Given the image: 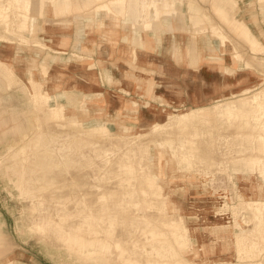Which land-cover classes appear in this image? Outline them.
<instances>
[{
    "label": "rangeland",
    "instance_id": "obj_1",
    "mask_svg": "<svg viewBox=\"0 0 264 264\" xmlns=\"http://www.w3.org/2000/svg\"><path fill=\"white\" fill-rule=\"evenodd\" d=\"M112 1L94 0L66 15L33 11L29 16L40 24L68 20L47 33L29 30L20 37L6 24L14 34L6 32L13 38L4 41L11 47L2 55L10 64L0 61V160L37 132L18 151L19 170L0 161V264H264V229H259L264 217L258 219L264 190L251 182L264 178V105L249 98L251 120L257 114L258 124L232 115L247 111L244 98L264 87L263 0H180L186 11L196 4L209 19H202V29L177 31L202 36L215 54L205 60L203 52L183 49L186 57L176 58L163 46L169 18L164 34H156L161 46L142 45L152 63L118 49L128 43L126 14ZM9 2L14 0H0V8ZM214 2L229 10L232 23L221 19ZM94 9L95 18L106 9L120 18L114 45L93 27ZM237 20L250 26L263 49L252 47ZM80 21L86 24L85 39L76 35ZM20 51L25 59L19 63ZM60 55L64 61L55 59ZM248 60L257 62V75L245 70ZM43 63L51 64L48 72H61L49 79L59 83L54 94L77 97L56 104L60 117L53 116L49 95L38 101L29 90L28 68L47 84ZM141 69L149 71L151 86L146 81L137 86L135 75L127 73ZM229 69L233 73L225 74ZM118 100V111L111 110ZM67 111L81 123H69ZM89 121L96 122L94 130L83 125ZM46 134L61 135L59 144L73 146L60 164L46 156ZM20 176L31 178L33 193L21 191ZM64 229L82 233L84 252L66 242ZM237 234L245 243L239 244ZM163 245L168 251H159Z\"/></svg>",
    "mask_w": 264,
    "mask_h": 264
},
{
    "label": "bare ground",
    "instance_id": "obj_2",
    "mask_svg": "<svg viewBox=\"0 0 264 264\" xmlns=\"http://www.w3.org/2000/svg\"><path fill=\"white\" fill-rule=\"evenodd\" d=\"M92 1H94V0H14L13 3L9 2L8 6H3L2 8H0V61L5 62L7 64H10V61L7 60L6 57L2 56L3 54L7 53V51L11 47V45L4 43V41H9V39L11 40V38H13V36L10 37V35L8 36L6 34V32L8 30V29H6L7 23H9L8 25L11 26L10 28L13 30V32H15V31L19 32V33L17 32V34H19L20 37H21V34H24L23 32L29 31V30L34 31V30H38V29H45L46 33H47L48 31L50 32V31L54 30L55 27L67 26L68 20L64 19V20L58 21L57 22L58 26H51L48 23V21L47 22L45 21L44 23L40 24L37 20H33L34 17L29 16L31 14H34L33 11L36 12L34 14L36 16L37 15L44 16V15H47V13H51V12L56 14V15H59V14L66 15V14H69L71 12H74V10H77V9L79 10L82 7L90 6ZM181 2H180V0H114V1H112L111 4L116 11H118L119 13H122V14H126V18H124L123 24H124V30H125L124 31L125 39L128 43H125V45H123V46H119L118 49L122 53L124 52L123 54L128 56V57H131V58L136 57L140 62L152 63L153 58L151 57V55H148L147 51L144 50L142 47L145 44H147V45L153 44V42L158 44V46H161L162 42L160 39H158L159 35H156V34H160V33L164 34L163 32H164L165 26H163V23L165 25L167 24L166 19L173 18V17H176L177 15L184 13V10H186V8H185V5L182 4ZM262 9L264 12V0L262 3ZM8 10L11 11L10 15L8 14ZM87 12H85V13H87ZM92 12H93V19H92L93 27H96V28L103 31V35L101 36V40L102 41L103 40L108 41V42H110V44L114 45V39H115L114 37L119 33L117 31V29H118V24L120 22V18L111 14L109 12V10H107V9L105 10V12H100V11L97 12L96 18L94 17L96 10L94 9ZM7 14H8V16H11L10 18H8L9 20L6 18ZM88 16H91V15H88ZM7 20H8V22H7ZM30 21H32L31 25H30ZM78 23L79 24L77 25V28H76V33H77L76 35L78 38L85 39L86 38V31H87L86 24L83 21L82 22L80 21ZM245 26H246L245 24L241 23L238 27L245 32V35H246L245 37L247 38V40H249L248 37L250 35V30H246ZM126 27L128 29H126ZM217 29L220 30L219 26H217ZM12 30H11V32H12ZM10 34H14V33H10ZM22 36H23L22 37L23 39H27V38H24L25 37L24 35H22ZM15 39H16V37H15ZM163 40H164L163 41L164 48L166 50H168L169 52H171L176 58L178 57V58L184 59L186 57L185 54H183L184 53L183 49H185L188 54H191V53L199 54L202 52V50L197 46V43L195 41H193L192 44H189L181 38V35H178V34L172 36V39H166V37H164ZM59 41L63 42V40H59ZM253 47L256 48L257 46L255 44H253ZM22 53L23 52L20 51L17 55V62H19V63L23 59H25L22 56ZM241 54H242V52H241ZM237 57H238V55H237ZM50 58H52V57H50ZM65 58H66L65 56L60 55V56H57V58H55V59L60 60V61H64ZM159 61H158V63H159ZM162 61H163L162 62L163 64H169V61H167V59H162ZM247 64L248 65H247V68L245 70L248 71L249 73H254L257 75L258 71L256 72L254 67H253V65L257 64V62L248 60ZM49 65L51 66V64H44V66H43V69L45 71V76H47V78H48L47 84H45V85H41L40 82L36 81V79H34L32 77V76H34V74L31 71V69L30 68L27 69L28 72L30 73V86H31V88H29V90H31L30 93L32 95H34L38 101H43V98H46L47 95H49V97L52 100L53 106H54L52 109V114L54 117H60V116H62L61 110L56 107V104L57 103L65 104V102H70V99H77V97H74V98L68 97L69 95L67 92L63 93L60 96L54 94V92L58 90L57 88L59 86V83L57 81H49V79L60 77L61 72H55V73L48 72L47 68ZM208 68H209L208 70L213 72L212 66H210ZM141 70H140L141 72L139 74H136L135 72L127 71L128 74L135 75L137 86L142 84V81L147 82V80H148V77L145 74H147L149 71L144 70V69H141ZM224 73L225 74H232L233 72L231 71V69H229V70H226ZM106 74H107L108 78L115 77L114 74H111V73H106ZM117 77L118 76H116V78ZM27 79L29 80V78H27ZM48 82H50L51 84L49 85ZM152 82L153 81H149L147 83H148V85L151 86ZM67 84L69 86L68 82H67ZM65 86H66V84H65ZM250 97H252L253 103L255 102L259 106L262 107L264 105V87L257 90L251 96L244 98L246 106H247V109H246L247 111L241 112V113L233 112L232 115L234 117L242 116V118L245 119L247 123L253 122L254 124H258L259 118H258L257 114L255 115V118L253 120H251V117H252L251 112H253V110H254V104H252V102L249 100ZM91 100H93V99H91ZM117 104H119V100L116 104L110 103L111 110L118 111V108L116 106ZM89 105L91 106V109H94L95 106L97 105V103L95 101H93L92 104H89ZM224 106H225V104H224ZM249 107H251V108H249ZM64 115H66L68 118H70L69 123H71V124L73 123V124L79 125L81 123V122H79L81 120H71L72 112H70V111H67ZM151 115H152V113H151ZM252 115H254V113H252ZM40 125L41 124L39 122L38 126H40ZM83 125L87 129H90V130H94L97 127V124L95 121H89V122L83 123ZM121 126H122L121 129L122 128L126 129V127H127V125H125V124H123ZM36 132H37V130H35L34 135L36 134ZM41 132L43 133L42 128H41ZM33 136H32V138H33ZM60 137H61V135L55 136V135L46 134V139H45L46 142H48V144L46 146H47V150L49 148V153H50L49 155H46V156H48L49 158L57 157L59 164L61 163V161H63V159L66 155L68 156L71 153L72 148H73V146L70 144H62V145L59 144ZM32 138L29 137L28 139H25V141H23L21 144L16 145V146H12L11 148H9L10 150L7 152L8 154L6 153V155L3 156V159L6 160V163L8 164V166L10 165V167L12 169L16 168L17 165L19 164V161L17 160L19 158L18 157V151L21 149L23 152L24 147L29 146V143L32 140ZM260 140L263 143L262 146L264 147V134L260 135ZM66 141H70V139L67 138ZM46 146H45V148H46ZM247 149H248L247 146H244L243 150L247 151ZM3 159L1 158L0 161H2ZM260 161L261 160H259L257 162H260ZM262 161H263V159H262ZM58 163L55 162L54 164H58ZM18 168H19V165H18ZM17 170H19V169H17ZM261 171H263V169H261ZM19 173H20V171H19ZM251 177H252V175H249L246 178L251 180L250 179ZM18 179L19 180L17 181V183H18L19 187L21 188V191H23V193H26V194L33 193L32 184L30 183L31 178H26V177L23 178L22 176H20V178H18ZM251 182L253 183L254 186L257 187V188L255 187L257 191L264 190L263 175L262 176H260V175L256 176V179L252 180ZM259 210H260V212L258 215V219L260 220L262 217H264V212L262 211L261 208H259ZM51 220H53V219H51ZM259 222H262V221H259ZM38 226H39V228L43 227L40 224ZM259 229H264L263 223H261L259 225ZM64 231H66V233H65L66 234V236H65L66 242H68L71 247L77 246V248L74 247V249L76 251L84 252V248L86 247V243L83 242L82 238H80V236H79L82 233H80L79 231H73L70 229L69 230L64 229ZM0 237H1V233H0ZM0 242H1V238H0ZM159 251L166 252V251H168V249L166 247H164V245H163V246L159 247ZM170 251H172V250L170 249ZM88 253L91 255L93 254L92 255L93 257L94 256H98V257L102 256L98 251L97 252L91 251Z\"/></svg>",
    "mask_w": 264,
    "mask_h": 264
},
{
    "label": "crops",
    "instance_id": "obj_3",
    "mask_svg": "<svg viewBox=\"0 0 264 264\" xmlns=\"http://www.w3.org/2000/svg\"><path fill=\"white\" fill-rule=\"evenodd\" d=\"M214 9L220 15L221 19H223L224 21H226L228 23H232L233 18L231 17L229 10L225 6H220L216 2H214ZM187 11L189 12V16H187V13H186ZM187 11L184 10L183 14H180V15H177L176 17H173L172 23L171 24L168 23L166 25V30H168V32L165 33L166 39H172V36L178 34V35H181V38L189 44H192L193 41H195L197 43V46L202 50L205 60H207L211 54H215L214 48H211L209 46V44L202 38V36H200L198 34L197 35H186L185 33L178 32L177 30L178 29H187L190 27L194 28V29H202L203 28V26L201 25L202 19H209V16L205 11H202L199 13L196 4H193V3L189 4ZM187 17H189L193 20L191 24H188L186 22ZM238 21L239 20H237V22H235L236 27H238L241 24V22H238ZM243 24H245V23H243ZM245 25L250 30V35L248 37L249 40H247V41L250 42L251 45L255 44L257 46L255 48V50H259L258 48H260V50L263 49L262 43L257 38V36L254 34V32L252 31L250 26L247 24H245ZM212 28L213 29L215 28L214 24H212ZM225 43H226V46L228 49L232 48L233 45L231 44V42H225ZM214 44L218 45V47H219L220 43L217 41V43H214ZM217 56H219V55H217ZM237 237L239 239V244L245 243L244 241L241 240L239 234H237Z\"/></svg>",
    "mask_w": 264,
    "mask_h": 264
}]
</instances>
